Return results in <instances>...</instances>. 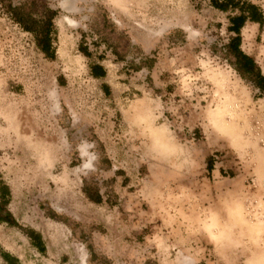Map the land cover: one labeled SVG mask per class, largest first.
Segmentation results:
<instances>
[{
	"label": "rangeland",
	"instance_id": "374dc122",
	"mask_svg": "<svg viewBox=\"0 0 264 264\" xmlns=\"http://www.w3.org/2000/svg\"><path fill=\"white\" fill-rule=\"evenodd\" d=\"M0 1V264H264V93L228 48L229 13ZM9 3L54 12L53 60ZM240 49L264 76V25Z\"/></svg>",
	"mask_w": 264,
	"mask_h": 264
},
{
	"label": "trees",
	"instance_id": "16d2710c",
	"mask_svg": "<svg viewBox=\"0 0 264 264\" xmlns=\"http://www.w3.org/2000/svg\"><path fill=\"white\" fill-rule=\"evenodd\" d=\"M1 2V1H0ZM211 6L216 10L229 13L228 16V32L235 34L230 40L228 48L242 62L243 70L246 74L254 76L256 79L257 88L264 93V76L256 68L253 59L244 54L240 49L241 43V30L244 28L246 23L251 22L258 24L260 28L264 25V13L262 9L249 2L243 0H209ZM8 12L14 18L15 22L27 33L34 37L35 44L42 54L47 58L53 60L55 58L54 43L56 39V28L53 23L54 12L50 9L49 18L47 20H33V13L23 14L20 7L13 6L11 3L6 6ZM84 56L89 57L87 49H82ZM91 75L96 79H102L105 77L106 72L103 66L99 63L89 65ZM212 161L208 163V170H212ZM4 192L7 194L8 189L4 187ZM98 199L96 202H100ZM4 205H7V201ZM9 216V213H7ZM3 222H8L3 220ZM30 238L35 243V247L40 253H44V247L42 245L41 236L37 233L31 232ZM2 257L11 264H19V261L14 257H11L7 253H2Z\"/></svg>",
	"mask_w": 264,
	"mask_h": 264
},
{
	"label": "bare ground",
	"instance_id": "6f19581e",
	"mask_svg": "<svg viewBox=\"0 0 264 264\" xmlns=\"http://www.w3.org/2000/svg\"><path fill=\"white\" fill-rule=\"evenodd\" d=\"M145 1L147 2L148 6H151L152 8H157L160 11L165 12L169 16H174L175 14V11L171 8L169 4L170 2H172V0H145Z\"/></svg>",
	"mask_w": 264,
	"mask_h": 264
}]
</instances>
